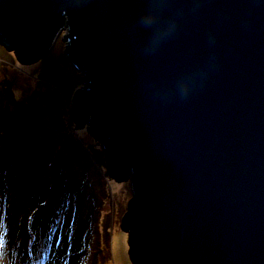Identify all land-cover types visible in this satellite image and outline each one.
Instances as JSON below:
<instances>
[{"label": "water", "instance_id": "obj_1", "mask_svg": "<svg viewBox=\"0 0 264 264\" xmlns=\"http://www.w3.org/2000/svg\"><path fill=\"white\" fill-rule=\"evenodd\" d=\"M63 31L132 264H264V0H0L21 63Z\"/></svg>", "mask_w": 264, "mask_h": 264}, {"label": "rangeland", "instance_id": "obj_2", "mask_svg": "<svg viewBox=\"0 0 264 264\" xmlns=\"http://www.w3.org/2000/svg\"><path fill=\"white\" fill-rule=\"evenodd\" d=\"M66 34L29 64L0 45V264H85L94 245V264H132L131 181L108 175L101 143L72 120L83 73ZM45 123L54 129L34 137Z\"/></svg>", "mask_w": 264, "mask_h": 264}, {"label": "bare ground", "instance_id": "obj_3", "mask_svg": "<svg viewBox=\"0 0 264 264\" xmlns=\"http://www.w3.org/2000/svg\"><path fill=\"white\" fill-rule=\"evenodd\" d=\"M35 129L36 130L32 132L34 134V137L48 135V134H50L51 130H53L54 128L51 125V123H45L44 125L36 127ZM33 140H36V138ZM91 171H92V176H93V173L95 172L94 166L91 168ZM65 179L70 180V176L66 175Z\"/></svg>", "mask_w": 264, "mask_h": 264}, {"label": "trees", "instance_id": "obj_4", "mask_svg": "<svg viewBox=\"0 0 264 264\" xmlns=\"http://www.w3.org/2000/svg\"><path fill=\"white\" fill-rule=\"evenodd\" d=\"M93 241H94V239H93ZM3 244H6V241L3 242ZM93 250H94V252H92V253L88 251L89 253H88L87 257H85L86 258L85 264H94L95 255L98 251V249L95 248V245L93 247ZM98 258H99V256H98Z\"/></svg>", "mask_w": 264, "mask_h": 264}]
</instances>
